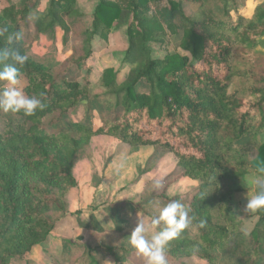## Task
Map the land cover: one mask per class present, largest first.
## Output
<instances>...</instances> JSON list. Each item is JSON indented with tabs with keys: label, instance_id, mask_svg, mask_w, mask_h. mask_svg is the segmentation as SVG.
I'll list each match as a JSON object with an SVG mask.
<instances>
[{
	"label": "trees",
	"instance_id": "1",
	"mask_svg": "<svg viewBox=\"0 0 264 264\" xmlns=\"http://www.w3.org/2000/svg\"><path fill=\"white\" fill-rule=\"evenodd\" d=\"M40 1L4 0L0 10V264L26 260L48 239L55 228L49 214L66 211L77 186L73 166L98 136L132 152L152 147L154 155L172 154L181 176L199 186L188 202L164 190L136 205L161 236L150 249L92 252L113 255L116 264L143 253L182 264H264V185L250 233L232 205L249 191L251 172L264 176V53L258 51L264 6L247 16L239 7L248 0H99L85 28L77 0H49L45 11L37 10ZM117 26L127 29L128 74L119 81L107 68L104 94L92 99L93 43L108 42ZM57 29L73 48L55 67L30 51ZM167 38L183 53L155 58L151 45L167 51ZM21 77L27 79L24 107L3 87ZM82 106L86 117L77 120ZM90 264L99 263L93 257Z\"/></svg>",
	"mask_w": 264,
	"mask_h": 264
},
{
	"label": "rangeland",
	"instance_id": "2",
	"mask_svg": "<svg viewBox=\"0 0 264 264\" xmlns=\"http://www.w3.org/2000/svg\"><path fill=\"white\" fill-rule=\"evenodd\" d=\"M49 0H42L37 10L45 11ZM99 0H77L79 13L83 15L85 28H91L92 15ZM258 5L264 6V0H248L239 7V12L251 15ZM4 0H0V10ZM186 14L191 15L188 7ZM216 11L220 10L216 7ZM236 19V15L232 13ZM170 47L165 51L159 45H151L155 58H162L167 52L178 51L177 43L167 38ZM260 42L264 44V37ZM94 53L87 66L91 71L92 99L104 94L100 82L107 68H114L118 80L122 81L128 74V67L123 58L128 48L126 27H114L108 42L96 40L93 43ZM72 41H64V33L57 29L56 36L42 35L34 44L30 54L37 60L45 61L51 66H59L72 54ZM264 53V45L258 48ZM85 73V72H83ZM27 79L3 85L12 95L16 104H26L25 87ZM146 89L145 85L141 86ZM95 125L99 123L97 110L94 111ZM86 109L82 106L74 118L82 120ZM152 147H143L132 152L130 146L107 136H98L91 140L89 146L78 155L72 173L77 179V186L67 195L65 212L52 211L49 215L55 228L48 239L34 248L27 259L11 264H90L95 258L99 264H116L113 255L94 253L92 249L100 246L121 247L140 245L150 249L161 240L150 218L139 211L136 205L145 197L165 190L169 197L181 196L190 201L198 189V183L182 177L178 161L172 154L154 155ZM257 156L253 151L250 159ZM249 191L233 197L235 213L244 222V231L248 234L258 221L255 209L260 200L258 191L264 185V176L251 172L248 177ZM162 215L170 212L162 207H155ZM146 242H148L146 244ZM91 256V257H90ZM120 264H182L161 256L134 255L121 260ZM184 264H209L199 259L185 260Z\"/></svg>",
	"mask_w": 264,
	"mask_h": 264
}]
</instances>
